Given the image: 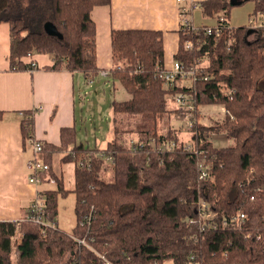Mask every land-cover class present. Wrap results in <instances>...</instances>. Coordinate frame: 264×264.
I'll return each instance as SVG.
<instances>
[{
	"label": "trees",
	"instance_id": "1",
	"mask_svg": "<svg viewBox=\"0 0 264 264\" xmlns=\"http://www.w3.org/2000/svg\"><path fill=\"white\" fill-rule=\"evenodd\" d=\"M110 1L0 0V22L10 25L9 69H27L22 58L37 52L52 55V69L98 75L91 10ZM240 2H199L204 15L225 17L210 33L206 25L186 32L180 21L174 59L195 66L189 86L156 76L163 64L161 30L111 31L108 75L130 95L110 103L112 138L104 147L84 145L73 125L60 129L58 145L38 140L46 172L55 178V187L39 190L43 219L56 225L58 197L73 192L75 223L66 232L28 220V213L0 220V264H186L190 254L205 264H264V35L248 39V25H229L230 8ZM259 11L264 0H254L250 15ZM46 22L56 34L46 32ZM189 39L194 46L185 49ZM179 92L192 106L194 151L184 148L180 129L169 121L184 118L174 101ZM207 104L224 108L223 119L209 126L199 122V107ZM33 114L25 111L21 119L23 142L35 139ZM212 134L231 141L215 145ZM171 141L170 149H158ZM59 153L61 163H72V187L55 171ZM199 161L209 170L204 179ZM198 199L214 211L215 226L197 219ZM238 212L244 219L231 220ZM15 235L20 239L13 245Z\"/></svg>",
	"mask_w": 264,
	"mask_h": 264
},
{
	"label": "crops",
	"instance_id": "2",
	"mask_svg": "<svg viewBox=\"0 0 264 264\" xmlns=\"http://www.w3.org/2000/svg\"><path fill=\"white\" fill-rule=\"evenodd\" d=\"M201 1L196 0L197 7ZM178 7L177 0H111L109 4L94 6L91 18L96 27L98 74L110 77L103 75L102 71L109 70L113 64L111 31L114 29L161 30L163 65L169 66L178 48ZM9 29L7 22H0V220H19L27 215L37 191L53 187L46 180L38 184L28 180L31 171L27 161L32 158L33 152L31 140H22L20 122L24 112H34L33 137L54 145L60 142L62 127L77 126L78 121L83 122L84 118L82 115L80 120L77 119L75 106V80L81 82V72L52 69L49 67L53 64L52 55L37 52L22 58L23 62L29 63L27 69H9ZM247 32L248 36L255 35L257 29L249 23ZM60 156L61 153L53 157L54 168L61 163ZM66 166L70 168L69 164ZM55 226L61 228L57 218Z\"/></svg>",
	"mask_w": 264,
	"mask_h": 264
},
{
	"label": "rangeland",
	"instance_id": "3",
	"mask_svg": "<svg viewBox=\"0 0 264 264\" xmlns=\"http://www.w3.org/2000/svg\"><path fill=\"white\" fill-rule=\"evenodd\" d=\"M254 0H241L237 5L230 8L228 23L230 26L239 25H252L255 21H258V13L256 15H250L254 8ZM194 18L195 25H201L202 23H216L215 16L203 15L200 7H196L192 13V19ZM201 23V24H200ZM213 24V25H214ZM254 35H247L248 39H252ZM101 75V74H100ZM99 74L92 77L91 80H87L79 73L80 81L75 80V106L77 119L83 115L84 121H78L76 127L79 129L77 135V142H82L84 145L104 147L106 142L112 138L113 132L111 127L112 109L110 106L113 100H126L130 97L128 92L124 89L121 83L117 80H112L111 77L103 76ZM173 104L172 100L169 102ZM82 108H84L83 111ZM201 116L199 122L209 126L214 124L215 121H221L224 117V108L220 104H207L199 107ZM170 124L173 127L179 128V138L185 142L191 143L190 131L186 128V120L179 119L178 117L171 115ZM165 125L160 127L161 131H164ZM211 139L215 145L229 144L231 140H228L222 134H212ZM61 164V163H60ZM57 163L55 165V171L59 173L64 172V184L66 187H72L73 185V167L72 163L65 162L61 167ZM70 165V168L66 166ZM105 177L108 176L106 172H103ZM54 178V177H53ZM55 179V178H54ZM55 187V182L52 183ZM74 193L70 192L66 196H59L57 200V220L61 230L70 231L74 221ZM20 236H13L12 243L16 245ZM163 264H174L171 260H165Z\"/></svg>",
	"mask_w": 264,
	"mask_h": 264
},
{
	"label": "built area",
	"instance_id": "4",
	"mask_svg": "<svg viewBox=\"0 0 264 264\" xmlns=\"http://www.w3.org/2000/svg\"><path fill=\"white\" fill-rule=\"evenodd\" d=\"M179 3V17L180 21L183 23L182 29L186 32H193L194 34H197L200 27L202 25H195L193 23L192 19V13L193 10L197 7L196 0H177ZM259 19L258 21H255L252 25V27H255L257 29V32L260 31L262 35H264V11L258 12ZM217 21L223 22L225 20V17L223 15H219L216 19ZM218 25L216 26H210L206 25L203 27V29L210 33L212 29H216ZM180 29V26H179ZM194 46V43L192 40H186L184 42V48L190 49ZM32 53H28L27 55H30ZM31 65L34 67L35 65L31 63ZM31 66V68H33ZM109 70L102 71L103 75H107ZM156 76L163 79L165 82H169L171 80H174L176 78L181 79V82L188 85L191 84L193 80H196V74H195V66H190L189 68H184L183 65L178 60H173L169 66H164L163 64L160 67H157L155 70ZM205 79L207 76L204 77ZM188 96H186L184 93L179 92L174 96V101L176 106L178 107H184L185 113H184V119L186 120V128L189 129V131H192L194 120L192 119V114L189 112V110L192 109V106L186 102V99ZM190 140L191 143H185L184 142V148L187 150L194 151L195 150V142L191 136L190 133ZM199 143H203V140L201 138L198 139ZM174 145V142H164L163 144L158 146V149L164 150V149H170ZM32 152L33 156L31 159L27 161V167L31 171L28 180L30 182H34L36 184L41 183L45 179L49 183H54L55 179L50 176L46 170L48 169V164L42 162L40 158L41 153V144L40 141L36 139H32ZM198 171H199V177L201 179L206 178L209 175V170H207V167L203 164V161H199L198 164ZM45 171V176L41 175V172ZM43 198L39 195V192L37 191V195L32 201L29 210L28 215L26 216V219L32 220L36 223L40 224H46L52 228H55V225L50 222H46L43 219L42 213H43ZM196 210V217L198 220L205 222V224H209L212 226H215L214 223L210 222V219L215 215L214 211L210 208L209 204L204 201L203 199H198L197 205L195 207ZM245 215L241 212H238L235 215H231V220H239L244 219ZM228 218H224L222 222L225 224L227 223ZM189 221H192V219H189ZM202 228H204V224L202 225ZM103 264H109L108 261H104ZM186 264H205L201 260L197 259L195 254H190L188 256V261Z\"/></svg>",
	"mask_w": 264,
	"mask_h": 264
},
{
	"label": "water",
	"instance_id": "5",
	"mask_svg": "<svg viewBox=\"0 0 264 264\" xmlns=\"http://www.w3.org/2000/svg\"><path fill=\"white\" fill-rule=\"evenodd\" d=\"M230 1L235 2V3L238 2V0H230ZM239 1H241V0H239ZM44 28H45L46 32L49 33V34H56L57 33L55 25L53 23H51V22H46L44 24Z\"/></svg>",
	"mask_w": 264,
	"mask_h": 264
}]
</instances>
